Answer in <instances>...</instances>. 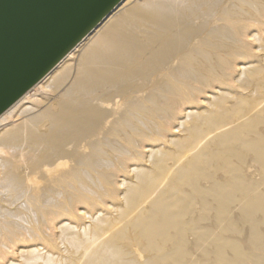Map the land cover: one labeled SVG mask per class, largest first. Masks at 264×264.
<instances>
[{"label":"bare ground","instance_id":"bare-ground-1","mask_svg":"<svg viewBox=\"0 0 264 264\" xmlns=\"http://www.w3.org/2000/svg\"><path fill=\"white\" fill-rule=\"evenodd\" d=\"M0 185V264H264V0H124L0 116Z\"/></svg>","mask_w":264,"mask_h":264},{"label":"water","instance_id":"water-1","mask_svg":"<svg viewBox=\"0 0 264 264\" xmlns=\"http://www.w3.org/2000/svg\"><path fill=\"white\" fill-rule=\"evenodd\" d=\"M124 0H0V116Z\"/></svg>","mask_w":264,"mask_h":264},{"label":"rangeland","instance_id":"rangeland-1","mask_svg":"<svg viewBox=\"0 0 264 264\" xmlns=\"http://www.w3.org/2000/svg\"><path fill=\"white\" fill-rule=\"evenodd\" d=\"M253 34V33H252ZM256 44L257 45H259V43L258 42H256ZM256 45V48L258 47ZM256 51L258 50V48L257 49H255ZM260 54V52H256V54ZM193 84H195V85H198V83L197 82H194ZM205 88L207 89V90H209L210 91V88H209V86H205ZM176 125V127H178V122L175 124ZM174 125V126H175ZM181 135H183L182 133H180V134H177L176 136H178V137H180ZM122 175V174H121ZM130 176H133V175H130ZM117 179V178H116ZM119 179V181L120 182H122V181H124V179H125V177H120V178H118ZM0 187H1V185H0ZM4 191V192H2V191ZM0 199H2V200H5V198L7 199L9 196H10V192L6 189V188H0ZM9 192V193H8ZM2 194H4V195H2ZM8 194V195H7ZM5 196V198H3ZM9 199V198H8ZM21 200V199H20ZM19 199L18 200H16V206H15V204H13L11 207H7V206H5V208H7V210L8 211H14V209H18V208H20L21 207V205L24 203L23 202V200H21L20 201ZM18 201H19V204H18ZM13 203V202H12ZM18 204V205H17ZM21 204V205H20ZM25 205V203L22 205V206H24ZM14 206H15V208H14ZM20 206V207H19ZM11 208V209H10ZM14 208V209H13ZM22 208V207H21ZM10 209V210H9ZM26 209V208H25ZM22 210H24L23 208H22ZM88 221H90L89 219L87 220V222ZM22 232H24V233H26L27 232V230H22ZM17 258H16V260H18V256H16Z\"/></svg>","mask_w":264,"mask_h":264}]
</instances>
